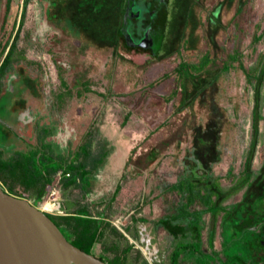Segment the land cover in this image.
<instances>
[{"label":"rangeland","instance_id":"1","mask_svg":"<svg viewBox=\"0 0 264 264\" xmlns=\"http://www.w3.org/2000/svg\"><path fill=\"white\" fill-rule=\"evenodd\" d=\"M106 1L107 10L97 14L100 0H91L90 8L87 0H27L17 39L26 61L16 65L17 75L7 81L14 101L9 107L13 111L5 113L11 129L30 136L33 120H18L27 110L56 126L51 139L68 156L79 144H87L96 154L88 179L63 187V173L44 197L36 199L19 184L11 190L1 181L0 185L49 214L63 215L83 207L107 228L121 218L119 225L134 242L115 226L126 239L110 229L107 242L105 238L94 244V254L108 253L104 246L114 241L119 250L131 245L128 264H169L170 252L179 244L156 221L175 214L187 195L170 189V184L181 180L204 185L211 178L231 191L222 203L231 210L249 206L262 194L264 0H165L164 36L154 53L149 47L128 48L121 40L100 38L106 15L111 12L116 17L113 4L121 9L124 4L123 0ZM145 1L134 0L137 19L147 10ZM21 5L22 0H11L0 23V43L13 34ZM80 7L89 11L76 18ZM4 9L2 0L1 15ZM68 18L80 25L78 32L67 27ZM84 20L101 25L100 37L83 28ZM140 22L131 20L124 37L138 40L135 32L143 33ZM235 52L241 65L234 61L224 69ZM204 59L207 62L199 71ZM182 62L193 64L194 77L181 74ZM59 92L63 96L57 100ZM6 94L0 99H6ZM0 121L4 129V117ZM247 174L249 182L244 183ZM52 190L62 213L49 211L48 201L42 203L52 198ZM262 200L256 203L263 218ZM202 207L196 199L189 209ZM222 214L201 215L204 255L196 254L185 264H264V248L255 242L264 236L258 231L260 225L236 231L222 220Z\"/></svg>","mask_w":264,"mask_h":264},{"label":"trees","instance_id":"2","mask_svg":"<svg viewBox=\"0 0 264 264\" xmlns=\"http://www.w3.org/2000/svg\"><path fill=\"white\" fill-rule=\"evenodd\" d=\"M90 2L91 0H87L86 2L89 4V8L91 7ZM107 3L108 1L106 0H100L96 13L99 11L104 13L105 10H107ZM112 8L115 10L114 7ZM76 11L77 13L75 14L77 15V18L79 14H82V12H88L89 10L86 8L81 9L80 7L76 8ZM161 11L162 13L160 17L164 20L165 24L166 8L164 7ZM109 13L110 15H106L107 19L104 20L105 23L102 27L103 34H101V37L99 35L100 31L98 32V28L101 25L96 27V24H94L96 23V20L91 21L92 23L84 20V23L81 25L86 31H90L92 29L94 34H90L91 36L95 37L98 35L102 39L104 38L102 35H104L105 39L114 41V43L121 40L128 48H139L140 46L127 45L125 39L122 37L123 33L120 30L122 25L119 28L116 25L114 26L115 23H111L113 13ZM6 45L7 41L4 43L2 48H0V55H2ZM117 46H119V42L117 43ZM14 51L15 43L13 42L0 66V89L2 85L1 79L7 75L9 71L8 67L14 60ZM228 59V63L223 65L224 69L230 67L234 61H238L241 65L239 52L230 54ZM206 62L207 59L199 62V71L203 69ZM192 65L193 64L187 62L180 63L179 70L181 71V74L194 77L195 75L190 72ZM246 75L248 78L250 77V74L246 73ZM48 147L49 146H46L45 148ZM45 148L43 150H45ZM48 150H50V148H48ZM75 150L83 151L81 153L77 152V154L76 151L75 153L73 152L74 157H72L69 161H64L60 155H54L51 151L47 153L46 151H35V149L28 150L27 152L20 153L18 155L5 157L4 148L0 147V181L7 186L9 190L13 189V186L16 184H19L24 191L29 192V194H31L34 198H41L44 195L46 188L53 182L54 175L58 169H62V172L64 173V176L62 177L63 187H68L72 184H79L80 180L83 178L88 179V172L92 167V161H94L96 154L93 155L92 150L85 143L79 144ZM85 166L87 167L85 168ZM66 173H69L68 176L65 175ZM206 180L204 185H198L197 183L194 184V182L191 181L181 183L180 180L168 186L172 190L185 192L187 194L186 200L181 204L175 214L161 217L156 221V224L163 226L174 236L173 238L176 240L177 244H179V246L176 245V247L171 250L168 260L169 264H185V260H190V258L196 254L198 256H200V254L204 255V252H202L200 248L202 227L201 215L204 212H210L213 218H216L218 212L223 211L222 220H226L228 225L235 228L236 231H250V229H253L254 225L262 219L261 213H263V211L261 209L259 210V205L256 203L257 199H253L249 206H245L246 208L241 205L237 207L235 204L234 206L236 207L231 210L222 204L223 201L231 194V191L223 189L217 182L211 181V178H207ZM242 181H244V183H248L249 175L247 174ZM119 185L120 184H118L115 188L116 193L120 189ZM232 190H236V187ZM115 192L114 196L116 194ZM260 198L264 199V192ZM196 199H198L204 207L193 210L189 209V206ZM82 208L83 207L63 215H54L49 213H47V215L58 226L67 240L88 253L94 254L92 248L97 242H104L105 238V242H107L108 237L110 236V229L111 233H117L119 236L126 239L122 232H120L115 226L107 228L101 219L92 217L86 208L83 211ZM214 233L215 230L212 228L209 233L210 241L213 239ZM262 240L263 239L255 240L256 245L260 248H264ZM104 249L108 253L105 252L104 254L102 253L103 255L101 253L100 255H94L108 264H128V252L131 249L130 244L127 243L119 250L118 244L113 241L109 246L105 245ZM251 249L253 250L254 247L252 246Z\"/></svg>","mask_w":264,"mask_h":264},{"label":"water","instance_id":"3","mask_svg":"<svg viewBox=\"0 0 264 264\" xmlns=\"http://www.w3.org/2000/svg\"><path fill=\"white\" fill-rule=\"evenodd\" d=\"M134 0H127L123 35L132 18L138 15L133 8ZM166 7L165 0H152L149 24L138 40L125 41L128 45L152 48L153 53L161 47L164 36V20L158 18L153 7ZM132 36V35H131ZM0 264H108L92 253L73 245L47 213L32 204L27 198L8 193L0 185Z\"/></svg>","mask_w":264,"mask_h":264},{"label":"flooded vegetation","instance_id":"4","mask_svg":"<svg viewBox=\"0 0 264 264\" xmlns=\"http://www.w3.org/2000/svg\"><path fill=\"white\" fill-rule=\"evenodd\" d=\"M5 1V5H6V9L3 10L2 15L0 14V23L1 21H3V19H5V16L8 12V9L11 5V0H4ZM25 0H22V9H21V13H20V17L17 20V24L16 22H14L13 26L15 27V30L13 32L12 35H10V38L5 40L3 43H0V48H2V46L4 45V43L7 41V45L5 50L3 51L2 55H0V66L3 62V58L5 57L9 47L11 46V44L14 42L15 43V51H14V60L13 62L10 64L9 71L7 73V75L5 77H3L1 79V89H0V95H3V93H5L7 91L6 94V99L1 98L0 99V119H2V117H4L5 119V128H2L3 125V121H0V147L4 148V156H12V155H18L20 153H24L27 152L28 150H34L35 151H46L47 153L49 151H51L54 155H60L62 157V160L64 161H69L71 160L72 156L74 153H72L71 156L67 155V152L65 153L62 149V145H58L55 143V141H53V139H51V137L54 136V134L57 131L56 126H54L53 123H51V121H41L40 118H35L32 114L30 115L27 110L22 113L21 116L18 117V120L20 123H22V121L25 120L26 121H32L33 127L30 130V136H25V133L23 132H17L11 129L9 122L10 119H8L5 115L6 112L11 113L13 110H9V107H11L14 103V101L11 99V91L9 88H7V81L8 79H14L15 76L17 75L18 71L16 68V65L19 63H25L26 61V57L23 55V52H21L18 48H17V39H18V35L20 32V28H21V23H22V15L24 13V10L27 6V0L24 2ZM124 4L123 9H121V7L117 6L114 10L116 17L113 15V18L111 19V23H115L114 26L116 25L118 28L122 25L123 23V14H124V10H125V6H126V2L127 0H123ZM152 1V0H146L145 1V5L148 6V3ZM0 2H2V0H0ZM115 6V4H113V7ZM159 6H155L153 7V9H155V11L158 13V18L160 19L161 17V9L158 8ZM151 11H143L142 13H140V19H137L136 17H138L139 15H136L132 18V20L135 22L137 20H141L140 24L141 27L144 28L150 21L151 19ZM115 18V20H114ZM68 18L66 21L68 22L67 24L70 26H67L69 29L72 28H77V32H78V28L79 25L76 24V22L74 21V19ZM72 21V22H71ZM16 24V25H15ZM76 26V27H75ZM142 33V32H141ZM143 34V33H142ZM123 35V34H122ZM141 35V34H140ZM139 34H137L135 32V36L136 37H140ZM124 39V35L122 36ZM11 81V80H10ZM62 95L63 96V92H59L56 94V98L57 100H59L58 96ZM5 96V95H4ZM2 96V97H4ZM60 97V96H59ZM4 110V111H3ZM23 117V118H22ZM9 125V126H8ZM30 125H28L29 127ZM22 127V126H20ZM19 129V128H18ZM3 131V132H2ZM3 133V134H2ZM2 134V135H1ZM2 136L6 137L2 138ZM9 136V137H8ZM29 137L30 139L26 140ZM25 138V140H24ZM24 144V147L22 146V144ZM46 146H49L48 148H50V150H48V148H45ZM54 146H56V150L54 149ZM67 146V145H66ZM45 148V150H43ZM62 148V149H61ZM58 151V152H56ZM74 152V151H73ZM262 165L264 167V156H263V160H262ZM58 173L61 175H63L62 169H58L57 172L54 175V179L57 178L56 175H58ZM69 174V173H68ZM264 175V174H263ZM68 176V175H67ZM62 177V176H61ZM53 179V181H54ZM51 187V185H49L46 188V191L44 193V195L47 193V191L49 190V188ZM264 192V180H263V190L262 193ZM44 195L42 197H44ZM260 197H262V194L256 196L254 199H259ZM264 202V199L262 200ZM260 210V207H258ZM263 214V213H261ZM264 217L258 221L255 225L254 228H256L257 226L260 225V229L258 231H260V233H262L264 235ZM259 224V225H258ZM256 226V227H255ZM258 229V228H257ZM262 242L264 244V237L262 238ZM264 262V261H263ZM262 262V263H263Z\"/></svg>","mask_w":264,"mask_h":264},{"label":"built area","instance_id":"5","mask_svg":"<svg viewBox=\"0 0 264 264\" xmlns=\"http://www.w3.org/2000/svg\"><path fill=\"white\" fill-rule=\"evenodd\" d=\"M65 175H68V173H66ZM62 176V175H61ZM60 174L58 173V175H57V181L60 179ZM54 193H55V190H52L51 192H50V196H52V198H50V197H48V198H45V199H43V201H42V203L44 202H49V201H51V204H52V207H51V209H48L49 211H58L57 213H62L61 212V210H60V202H59V200L58 199H56V197L54 196ZM50 203V202H49ZM44 210H46V209H44ZM120 220H121V218H118L117 220H116V223H115V226L116 227H118L129 239H131V241H133L134 242V240H132V238L122 229V226H120L119 225V223H120Z\"/></svg>","mask_w":264,"mask_h":264},{"label":"bare ground","instance_id":"6","mask_svg":"<svg viewBox=\"0 0 264 264\" xmlns=\"http://www.w3.org/2000/svg\"><path fill=\"white\" fill-rule=\"evenodd\" d=\"M46 206L48 207V208L46 207L47 209H50L51 208L49 202L46 204Z\"/></svg>","mask_w":264,"mask_h":264},{"label":"crops","instance_id":"7","mask_svg":"<svg viewBox=\"0 0 264 264\" xmlns=\"http://www.w3.org/2000/svg\"><path fill=\"white\" fill-rule=\"evenodd\" d=\"M64 210H65V211H67V209H66V208H65ZM66 213H67V212H66ZM163 217H164V216H163ZM160 218H161V217H160Z\"/></svg>","mask_w":264,"mask_h":264}]
</instances>
